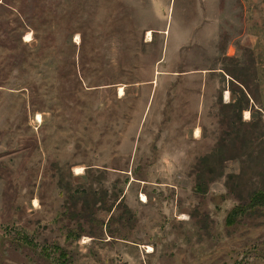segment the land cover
<instances>
[{
  "label": "rangeland",
  "instance_id": "obj_1",
  "mask_svg": "<svg viewBox=\"0 0 264 264\" xmlns=\"http://www.w3.org/2000/svg\"><path fill=\"white\" fill-rule=\"evenodd\" d=\"M260 195L264 0H0V264H264Z\"/></svg>",
  "mask_w": 264,
  "mask_h": 264
},
{
  "label": "bare ground",
  "instance_id": "obj_2",
  "mask_svg": "<svg viewBox=\"0 0 264 264\" xmlns=\"http://www.w3.org/2000/svg\"><path fill=\"white\" fill-rule=\"evenodd\" d=\"M147 35H148V38H149L151 36V33L150 32H147ZM28 38H29V35L27 34V35H25V39L24 40L25 41H28L29 40ZM122 91H123L122 88H119V93L120 94L122 93ZM195 135L198 136L197 129L195 130ZM80 170H81V168H76V173L77 174L80 173L81 172ZM145 200H146V197L142 194L141 195V201L145 202ZM148 250H151V248H148Z\"/></svg>",
  "mask_w": 264,
  "mask_h": 264
},
{
  "label": "trees",
  "instance_id": "obj_3",
  "mask_svg": "<svg viewBox=\"0 0 264 264\" xmlns=\"http://www.w3.org/2000/svg\"><path fill=\"white\" fill-rule=\"evenodd\" d=\"M261 197H264V196H263V195L257 196V197L255 198V200L258 199V198H261ZM256 203H257V202H256Z\"/></svg>",
  "mask_w": 264,
  "mask_h": 264
}]
</instances>
